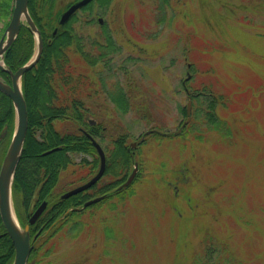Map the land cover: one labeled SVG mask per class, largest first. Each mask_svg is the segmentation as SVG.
Listing matches in <instances>:
<instances>
[{"label": "rangeland", "instance_id": "374dc122", "mask_svg": "<svg viewBox=\"0 0 264 264\" xmlns=\"http://www.w3.org/2000/svg\"><path fill=\"white\" fill-rule=\"evenodd\" d=\"M78 17L83 21L86 12ZM96 19L107 23L118 51L107 67L95 66L84 98L92 111L87 117L102 123L105 151L120 134L136 143L140 175L132 196L78 216V230L66 225L56 232L42 248L53 244L52 253L40 264H194L208 247L214 251L209 264H264V0H170L165 6L160 0H113ZM79 20L75 25L84 33H100V24L82 28ZM5 23L0 21V39ZM232 71L245 87L255 85L256 95L244 94ZM102 76L124 87L127 113L103 90ZM212 82L220 93L231 92L233 103L218 110L233 135L206 126L204 133L191 128L175 134L187 118L189 92ZM151 129L172 136L146 134ZM79 176L64 172L57 191L80 185ZM113 182L114 174L105 173L90 192L104 196ZM13 200L21 223L19 196Z\"/></svg>", "mask_w": 264, "mask_h": 264}, {"label": "trees", "instance_id": "16d2710c", "mask_svg": "<svg viewBox=\"0 0 264 264\" xmlns=\"http://www.w3.org/2000/svg\"><path fill=\"white\" fill-rule=\"evenodd\" d=\"M14 1L0 0V11L3 13L0 21L6 22L3 31L10 22ZM74 1L76 0H29V11L42 33L44 49L39 62L25 72L22 78V89L28 107L29 127L13 182V196L14 198L19 196L21 209L18 205L19 201L16 203V209L23 224L29 221L30 215L41 202L47 200L48 207L35 224L31 225L32 242H36L37 239L41 240L34 245L27 264H40L44 256L50 254L54 248L53 244L45 252L42 248L64 226L69 225L72 230H78L81 224V220H75L78 216L115 197L132 196L134 194L133 185L140 175L138 172L137 177L129 186L119 189L137 163L134 159L135 149L128 143V136L120 134L113 138L106 147L105 173L114 174L115 182L110 183L105 191L107 193L112 189V192L107 193L100 201L83 207L85 202L96 196V194H91L90 190L95 189L100 180L90 190L79 192L68 198L61 197V194L66 191H57L61 178L67 170L75 176L80 174L77 179L81 184L94 176L100 167L101 159L91 136L100 143L104 142L106 140L105 129L101 122L94 124L92 119L87 117V114L89 115L92 111L85 106L84 98H88L91 94V79L95 66L101 64L107 67L112 54L118 51L107 23L101 24L96 19L98 14L109 9L113 0H92L79 10L86 12L83 21L79 20L78 11L68 22L60 24V14ZM169 1L160 0V4L165 6ZM78 20L82 28L100 24V33L98 32L95 36L84 33L80 30V26L78 29L75 25ZM35 50L34 34L29 26L23 23L17 39L5 53V63L15 71L31 59ZM212 65L207 70L209 75L215 71ZM232 72L237 78L235 83L239 85L244 94L250 90L253 95H256L255 85L250 84L248 88L245 87L241 75L237 76V73ZM0 76L6 81L11 80L9 74L2 70H0ZM100 80L103 90L115 102L118 111L123 114L127 113L131 102L121 83L117 80L110 82L108 76H102ZM213 84L215 82L203 83L199 88H194L189 92V97L193 101L192 119L186 125L181 123L183 134L191 128H200L204 133L205 130H202L201 126H206L208 130L216 131L223 137L228 138L233 135L228 118L222 116L218 110L219 107L226 109L230 103H233L230 97L231 92L221 91L220 93ZM185 115L187 116V110H185ZM201 119L204 121L199 124ZM58 123L61 125L68 123L72 127L62 129L57 125ZM14 128L13 101L0 90V138L6 130L9 133L7 136L11 138ZM150 135L165 136L157 129H154ZM168 135L172 136V133ZM199 135L200 139L206 138ZM144 140L142 138L141 143ZM0 142L2 143V140ZM7 145L6 141L5 148ZM56 147L60 149L45 153ZM76 154L82 155L79 162L76 161ZM114 205L110 203V208L114 209ZM92 214L91 211L90 215ZM0 234H3L0 237V264H12L15 247L11 237L6 233L1 216ZM213 253L214 251L208 247L200 256L196 255L194 264H209L212 262ZM223 256L226 255L223 254ZM228 259L232 258L228 257ZM231 262L245 263L243 260L236 259L231 260L230 264Z\"/></svg>", "mask_w": 264, "mask_h": 264}, {"label": "water", "instance_id": "95a60500", "mask_svg": "<svg viewBox=\"0 0 264 264\" xmlns=\"http://www.w3.org/2000/svg\"><path fill=\"white\" fill-rule=\"evenodd\" d=\"M91 1L92 0H77L73 2L61 13L59 23L65 24L68 22L79 9ZM23 23H26L34 34L36 40V50L27 63L14 71L6 65L5 53L17 39ZM43 49L44 42L42 33L30 14L29 0H15L10 22L4 35L0 39V70L8 73L11 78V82H7L2 76H0V90L12 99L16 112L15 131L0 167V216L6 228V233L11 237L15 247V257L12 264L28 263L30 254L35 245V243L31 240L30 227L38 220L47 206V202L44 201L31 215L29 222L22 225L16 214L12 190L15 173L22 157L24 143L29 127L28 107L22 89V77L25 72L33 68L39 62ZM191 105L192 101L189 100L187 105L188 117L184 121V125L191 119ZM149 132L150 131L147 133ZM179 132H181V129L176 133L178 134ZM92 141L101 158V165L98 172L87 182L64 193L62 198H68L71 195L90 188L103 176L106 169V154L104 148L97 140L92 137ZM131 146L134 148L136 143H132ZM138 169V163H136L133 172L130 174L128 179L121 186H119V189L124 186H129L134 181ZM102 198L103 196L93 198L85 202L83 207L100 201ZM2 235L3 234H0V237Z\"/></svg>", "mask_w": 264, "mask_h": 264}, {"label": "flooded vegetation", "instance_id": "af4514ba", "mask_svg": "<svg viewBox=\"0 0 264 264\" xmlns=\"http://www.w3.org/2000/svg\"><path fill=\"white\" fill-rule=\"evenodd\" d=\"M99 21H100V23L101 24H103V20L102 19H99ZM92 123H97L95 120L94 121H92ZM6 138H7V136H1V138H0V140H2V143L0 142V145H1V147H0V167H1V164H2V162H3V159H4V157H5V154H6V151H7V149H8V146H9V143H10V140H9V142H8V145H7V147L5 148V142L7 141L6 140ZM57 149H60V147H56ZM56 148H53L52 150H49V151H47V152H45V153H50V152H52V151H54V150H57ZM4 149H6V150H4ZM5 151V152H4ZM76 156H80V160H81V154H76L75 155V158H76ZM77 161V160H76ZM79 162V161H78ZM16 174V173H15ZM15 178V177H14ZM88 181V180H87ZM82 184V183H81ZM96 184V183H95ZM94 184V185H95ZM94 185H92L90 188H88V189H86V190H84V191H81V192H85V191H87V190H90ZM92 194V193H91ZM103 195V194H102ZM101 195V196H102ZM106 194H104V196H105ZM61 196H62V194H61ZM103 196V197H104ZM96 197H99V195H96L95 197L93 196V197H91V199H93V198H96ZM44 201H46L47 202V206H46V208L48 207V201L47 200H44ZM43 201V202H44ZM43 202H41L40 204H42ZM45 208V209H46Z\"/></svg>", "mask_w": 264, "mask_h": 264}]
</instances>
